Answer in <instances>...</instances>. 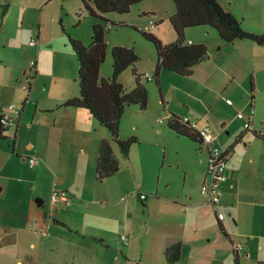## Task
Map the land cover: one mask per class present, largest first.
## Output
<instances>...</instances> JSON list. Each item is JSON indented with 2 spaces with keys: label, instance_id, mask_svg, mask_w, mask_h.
<instances>
[{
  "label": "rangeland",
  "instance_id": "rangeland-1",
  "mask_svg": "<svg viewBox=\"0 0 264 264\" xmlns=\"http://www.w3.org/2000/svg\"><path fill=\"white\" fill-rule=\"evenodd\" d=\"M221 1L239 19L245 31L264 33V0ZM4 4L9 7L7 22L4 15L2 17ZM146 10L156 11V14H144ZM175 12L173 0H144L134 5L129 13L105 14L111 24L106 32L108 53L101 67V77L112 75L111 49L114 46L134 48L140 57L135 65L136 74L153 77L157 50L154 43L143 37L142 32L156 35L164 44L175 42L177 34L170 22ZM151 21L156 22L155 30H149ZM94 22L81 0H0V62L9 70L12 61L8 58H18L16 66L26 71L18 82L23 99L31 94V90L28 94L22 88L27 84L25 77L30 76L34 80L37 70L31 67V62H35L38 68L41 58L44 77L39 83L40 90L44 84L47 87L66 85L78 88L79 64L69 44V37L89 43ZM187 30L184 43L209 46L207 53L210 59L202 61L203 69L188 77L162 69L161 92L154 79L143 77L141 83L149 92L148 108L143 111L140 107L127 108L121 123V138H139L135 154H139L143 161L147 183L156 184L162 173L166 170L170 172L171 185H162L159 196L180 197L185 201L191 197L192 203L204 199L200 192L207 170L201 178L200 161L207 163L208 155L206 149L201 153L198 144L170 131L169 112L192 119L198 129H202V125L209 127L212 136L216 137L215 147L226 150L235 145L228 160L233 180L222 184L221 204L215 212V223L210 217L195 226L199 234L197 239L193 238L187 243L185 264H196L195 244H206L209 239L213 241L211 255H215V259L223 264H234L233 245L219 229V213L226 218L224 226L229 235L236 243L245 245L249 256L244 264H264V47L244 41L250 47L244 53L246 57L237 59L232 56L228 45L217 42L222 39L215 29L198 26ZM38 35L40 53L30 47L31 40H37ZM222 45L226 47L222 48ZM122 79L126 89L136 85L132 67L124 72ZM17 109L9 110L8 107L7 110L15 112ZM251 110L255 111L254 123L251 129H246L245 120L238 115ZM103 130L109 135L106 129ZM239 138V143H236ZM113 146L119 159H122L119 146L116 143ZM133 184V177L127 168H121L105 183L98 184L104 199L111 203L118 202V206L92 208L93 214L103 215L107 221L117 218L118 224L109 237L117 243L119 252L123 250L125 253L123 261H119L121 264L141 261L145 254L147 257V250L159 232L171 228L165 214L157 207L158 201L154 202L149 215L137 193L133 198L127 196ZM116 189L122 194L121 202L113 195ZM192 233L190 230V235ZM123 235L128 238L126 245L121 240ZM107 260V264H112L113 256L108 255Z\"/></svg>",
  "mask_w": 264,
  "mask_h": 264
},
{
  "label": "crops",
  "instance_id": "crops-1",
  "mask_svg": "<svg viewBox=\"0 0 264 264\" xmlns=\"http://www.w3.org/2000/svg\"><path fill=\"white\" fill-rule=\"evenodd\" d=\"M7 8L9 7L6 4L2 7V17L4 15L6 22L9 12ZM147 12L156 14V11H143L144 14ZM95 23L96 20L93 25ZM37 40H40L39 35ZM217 42L223 43L222 40ZM248 45L244 41H237L228 46L232 56L241 59L246 57L244 53L250 47ZM207 48L210 51V47ZM8 59L12 61L9 70L0 62V116L12 104L20 110V116L17 127L0 128V264H107L108 255L113 256L112 264H121L119 261H123L125 253L123 250L119 252L117 243L109 237L118 224L117 218L107 221L103 215L93 214L92 209L101 205L102 209L106 206H118V202L106 201L98 188V184L105 183L107 179L100 182L96 177L100 143L104 138H111L109 131L86 109L63 106L67 100L79 96L77 82L76 89L66 85L47 87L44 83L43 89H39V83L44 77L42 58L39 60L30 97L27 95L23 99L18 82L25 76L26 71L16 66L19 63L17 57ZM201 69L202 62L194 67V73ZM121 82L123 83L122 77ZM133 88L134 86L128 87V90ZM162 101L164 104L163 99ZM227 102L231 103L229 100ZM171 114L169 112L168 120ZM249 115L250 111L244 114L246 118ZM189 121L198 128L196 122L192 119ZM224 126L225 123L222 127ZM99 127L106 129L109 135ZM136 145L132 147L128 159L123 156L119 159L114 149L120 161V169L126 167L134 180L133 188L127 196L133 198L137 193L142 203L140 195L147 194L144 207L149 215L154 202L158 201L157 207L163 211L171 228L159 232L147 250L149 255L146 257L145 254L141 261L132 264H174L167 262L165 250L168 244L176 242L183 244L182 257L178 264H185L187 243L193 238L197 239L199 234L195 226L200 225L204 218L210 217L215 223L217 210L204 199L192 203L191 197L185 201L180 197L159 196L162 185H171L170 172L166 170L162 173L156 184L147 183L143 161L139 154H135ZM204 149L209 158L206 147L199 151L202 153ZM224 151L228 152V149ZM32 156L39 158V163L34 168L29 164ZM200 163L203 178L208 160L207 163L204 160ZM162 167L165 169V164ZM206 179L207 176L204 182ZM232 180L230 176L226 182ZM54 188L67 193L71 200L52 204ZM113 195L116 200L122 201L123 197L118 189ZM36 198L45 200V205L39 207ZM224 220L221 221L223 226ZM190 230L193 232L191 235ZM226 233L236 250L235 246L240 243H236L227 231ZM212 243V239H209L206 244H195L196 264H223L221 260L215 259V255H211ZM241 245L244 249L238 251V254L240 260L245 257L241 262L244 264L249 254L245 245Z\"/></svg>",
  "mask_w": 264,
  "mask_h": 264
},
{
  "label": "trees",
  "instance_id": "trees-1",
  "mask_svg": "<svg viewBox=\"0 0 264 264\" xmlns=\"http://www.w3.org/2000/svg\"><path fill=\"white\" fill-rule=\"evenodd\" d=\"M81 1L90 17L96 20V23L92 26L89 43H85L79 38L69 37V44L77 56L79 64L77 78L79 96L67 100L63 106L86 109L100 125L109 131L111 138H104L100 143L96 168L97 180L103 182L113 177L120 170V161L115 155L113 143L119 146L125 159L130 157L132 147L140 143L136 136L127 139L121 138V123L127 108L138 106L143 111L148 108L149 104L148 89L141 83V79L146 75L136 74L135 65L140 57L134 48L114 46L111 49L113 57L112 75L108 78L101 77V67L108 53L106 32L107 27L111 24L105 14L112 12L129 13L134 5L144 0ZM173 2L176 6V12L170 17V22L177 34L175 42L164 44L156 35L142 32L143 37L156 46L157 66L152 79L155 80L160 92V72L162 69L188 77L194 74V67L205 59L208 52L205 44H184L186 31L189 28L209 26L217 31L222 41L227 45L237 41H252L264 47V33L256 34L245 31L239 19L223 5L221 0H173ZM130 67L133 68L136 85L133 89L128 90L121 82V77ZM252 87L254 88L253 85ZM168 127L179 137L187 138L198 144L199 149L204 147L200 129L193 126L190 121H184V118L171 114ZM0 128L3 129L1 124ZM239 141L240 138L236 143ZM234 148L235 145L228 149V156ZM141 201L143 206H146L145 201L142 199ZM219 229L224 236L228 237L220 220ZM231 244L234 245L232 242ZM182 245V242L167 245L165 256L168 263L178 264L181 261ZM233 253L234 264H239L238 252L233 249Z\"/></svg>",
  "mask_w": 264,
  "mask_h": 264
},
{
  "label": "built area",
  "instance_id": "built-area-1",
  "mask_svg": "<svg viewBox=\"0 0 264 264\" xmlns=\"http://www.w3.org/2000/svg\"><path fill=\"white\" fill-rule=\"evenodd\" d=\"M87 1H91V0H87ZM155 29H156V22L151 21L149 30H155ZM30 47L36 48L39 52V48H40L39 41L31 40ZM31 67L33 69H37L36 63L32 61ZM146 79L151 80L152 76L146 75ZM25 83L27 84L26 85L24 84L22 88L24 91H26L29 94L33 83V78L31 79L30 76H26ZM15 109H16L15 105L9 106V110H15ZM254 115H255V111L251 110L249 117L246 118L244 114H239L238 117L241 119H245L246 129H251ZM19 116H20V110L18 109L15 112H10L8 110L2 112L0 116L1 127L3 129L12 128L13 126L16 127ZM184 121H189V119L184 118ZM160 122L164 123V120L160 119ZM192 125L195 126L194 124ZM200 134L202 136L204 147H206L209 151L207 174H206L207 179L201 186V194L203 195L205 202L207 204L211 205L215 209H218V207L221 204V198H222L221 185L230 178L228 172V161H227L228 155L227 152L213 145L215 141V137L212 136L209 127L205 126L202 129H200ZM38 163H39V158L37 156H32L31 158H29V164L31 168L36 167ZM140 198L145 201L148 198V196L147 194L142 193L140 195ZM70 200L71 197L67 193L54 188L51 197L52 204H56L60 202L66 203ZM217 218L220 221H223L225 219V216L222 213H219L217 215ZM121 240L123 244L125 245L128 244V238L126 237V235H123ZM235 248L237 252L244 249L243 245L240 244L236 245Z\"/></svg>",
  "mask_w": 264,
  "mask_h": 264
},
{
  "label": "water",
  "instance_id": "water-1",
  "mask_svg": "<svg viewBox=\"0 0 264 264\" xmlns=\"http://www.w3.org/2000/svg\"><path fill=\"white\" fill-rule=\"evenodd\" d=\"M205 59H206V60L210 59V56H209L208 53L206 54ZM35 201H36V203H37V205H38L39 207L44 206L45 203H46L45 200H43V199H41V198H36Z\"/></svg>",
  "mask_w": 264,
  "mask_h": 264
}]
</instances>
